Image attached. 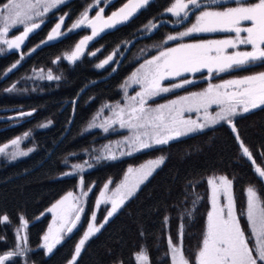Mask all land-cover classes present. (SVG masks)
Masks as SVG:
<instances>
[{
  "label": "rangeland",
  "instance_id": "rangeland-1",
  "mask_svg": "<svg viewBox=\"0 0 264 264\" xmlns=\"http://www.w3.org/2000/svg\"><path fill=\"white\" fill-rule=\"evenodd\" d=\"M78 1V11L66 21L71 11L70 4L74 6ZM116 1L3 0L0 3V54L21 50L28 35L50 20L51 27L45 39L79 32L77 41L58 58L60 65L73 59L90 61V58H98L95 69L107 67L108 70L116 63L126 44L131 40L133 44L137 41L136 36L111 45L94 43L98 48L89 49L93 40L107 25L126 18L134 5L144 2L126 0L109 9ZM162 17L171 24L184 19L181 24L185 25L179 30L167 31L151 46L143 44L138 48L140 56L149 47L152 52L140 61L137 60L139 54L135 53L138 56H133V59L138 62L120 83L119 97L103 102L83 128L84 131L91 130L98 138L92 141L88 151L70 158L72 162L65 173L79 174L95 162L119 159L141 148L207 126L225 122L229 126V122H233V111L241 107L248 110L250 102L264 95V67L242 75L210 80L215 73L232 72L240 66L264 60V0H231L208 6H204L202 0H170L159 15L150 19L138 33H149ZM161 25H157L151 34ZM222 25L226 27L222 28ZM208 50L215 53L211 55ZM20 62V59L15 60L7 71L19 67ZM54 62V70H59L57 61ZM54 70L52 66H34L19 78L12 79L7 90L28 93L51 85L55 78ZM202 78L207 81L204 85L178 89ZM40 82L43 84L39 86ZM167 92L174 95L156 100L158 95ZM11 111H6L5 118L9 122L18 117H28L33 112L19 107ZM30 142L28 132L1 142L0 163L30 154L34 147ZM161 161V156L149 158L127 166L118 179H106L97 186L93 182H79L66 190L40 214V217L48 215L40 246L48 253L80 228L74 251L65 263L72 264L85 241L137 191ZM258 167L264 175V165L258 164ZM207 184L209 206L193 256L187 255L181 244L172 240L169 242V264H194V259L195 264H264V206L259 187L245 186L246 220L242 222L236 214L228 177L220 173L211 174L207 177ZM1 219L6 220V215L3 214ZM242 223L248 227V234L244 233ZM27 225L21 216L12 226L14 248L8 251L14 255L9 257L11 253L7 251L0 254L5 255L1 264L16 259L22 264H33L29 261L24 237ZM134 264H149L146 254L137 253Z\"/></svg>",
  "mask_w": 264,
  "mask_h": 264
},
{
  "label": "trees",
  "instance_id": "trees-1",
  "mask_svg": "<svg viewBox=\"0 0 264 264\" xmlns=\"http://www.w3.org/2000/svg\"><path fill=\"white\" fill-rule=\"evenodd\" d=\"M121 1L126 0H117L108 8L113 9ZM230 1L223 0V3ZM169 2L149 0L128 20L107 25L89 49L98 48L94 43L111 45L137 35L139 29L158 16ZM78 3L74 6L70 4L71 11L66 21L78 11ZM184 25L176 28L161 25L148 37L137 39L111 74L114 65L108 70L107 67L95 69L98 58H90V61L73 59L60 65L58 58L77 41L79 32L45 39L51 27L50 20L28 35L21 50L0 54V143L28 132L30 143L34 145L30 154L0 163V254L7 251L11 253L9 257L14 255L8 251L14 248L12 226L23 216L28 222L24 237L29 261L33 264H65L74 251L80 228L46 253L40 246V238L48 215L40 217V214L58 196L79 182H93L97 186L106 179H118L131 164L158 156L162 157V161L157 169L85 241L72 264H134L137 253L146 254L149 264H169V242L172 240L179 242L187 255L192 257L202 235L209 206L207 177L211 174H224L230 180L234 207L242 222L246 220V185L259 187L264 206V186L226 122L174 136L119 159L95 162L79 174L65 173L72 162L70 158L88 151L92 141L98 138L91 130L84 131L83 128L103 102L119 97L120 83L138 62L133 59V56H138L135 53L139 54L137 60L140 61L152 52L149 47L140 56L138 48L143 44L151 46L160 41L167 31L179 30ZM17 59L21 61L20 66L7 71ZM54 60L60 66L59 70H54ZM34 66H52L54 82L42 88L39 87L43 84L40 82L36 91L28 93L7 90L12 79L19 78ZM263 67L264 60L240 66L232 72L215 73L210 80L242 75ZM206 82V78L192 80L178 89L187 90ZM170 95L174 93L160 94L156 100ZM261 96L247 105L248 110L244 111L241 107L232 113L237 133L257 165H264V95ZM14 107L33 112L28 117H18L9 122L5 118L6 111ZM3 214L6 220L1 219ZM243 228L246 234L248 227L243 225ZM192 263L195 264V259ZM8 264L22 263L16 259Z\"/></svg>",
  "mask_w": 264,
  "mask_h": 264
},
{
  "label": "water",
  "instance_id": "water-1",
  "mask_svg": "<svg viewBox=\"0 0 264 264\" xmlns=\"http://www.w3.org/2000/svg\"><path fill=\"white\" fill-rule=\"evenodd\" d=\"M190 12H191V11H189V13H190ZM189 13H188V14H189ZM163 21H165V20H163ZM183 21H184V19L180 20V21L177 22V23L172 24V26H177V25L183 23ZM160 23H161V22H160ZM143 36H146V34L139 35V36H137L135 39H138V38L143 37ZM132 45H133V41L131 40V41L125 46V48L122 50V52H121V54H120L118 60H117L116 63L114 64L113 69H112V71H111L110 73H112V72H113V71H114V70L120 65V63L122 62V60L124 59L125 55L127 54V52L129 51V49L131 48ZM229 126H230L231 131L233 132V135H234V137H235V139H236L238 145H239L240 148L242 149V152H243L244 156L246 157V159H247L251 164H253V169H254L256 175L259 177L261 183H262L263 186H264V175L262 174V171L260 170V168L254 163L253 158H252V156L250 155V153L248 152V150L244 147V145H243L242 142L240 141V138H239L238 134L236 133V129H235V126H234V124H233L232 121L229 122ZM4 257H5V255H1V256H0V264H1V261H2V259H3Z\"/></svg>",
  "mask_w": 264,
  "mask_h": 264
},
{
  "label": "crops",
  "instance_id": "crops-1",
  "mask_svg": "<svg viewBox=\"0 0 264 264\" xmlns=\"http://www.w3.org/2000/svg\"><path fill=\"white\" fill-rule=\"evenodd\" d=\"M225 27H226V25H222V28H225ZM208 53L213 55V53H215V51L214 50H208ZM258 77H261V76H258Z\"/></svg>",
  "mask_w": 264,
  "mask_h": 264
}]
</instances>
